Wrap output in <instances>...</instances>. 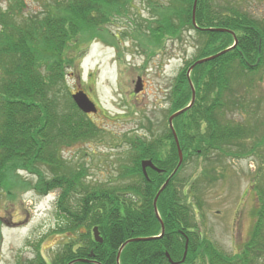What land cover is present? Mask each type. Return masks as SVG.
Masks as SVG:
<instances>
[{
	"label": "trees",
	"instance_id": "16d2710c",
	"mask_svg": "<svg viewBox=\"0 0 264 264\" xmlns=\"http://www.w3.org/2000/svg\"><path fill=\"white\" fill-rule=\"evenodd\" d=\"M128 2L61 1L31 26V21L14 25L12 10H0V189L14 185L15 180L10 177L17 167H35L30 159H56L57 141L68 144L97 133V126L77 109L69 92L60 94L53 86L65 79V58H73L66 54L68 40L81 33L83 25L105 22L109 14L125 8ZM192 4L193 0H171L167 6L155 9L157 24L151 30L154 36H175L184 27L194 29L201 43L200 56L217 53L232 45L234 36L237 39L229 51L194 66L190 79L195 101L173 119L183 157L205 159L197 177H201V182H210L221 172L216 167L221 166L222 159L248 158L264 145V131L256 124L258 117L253 109L261 97L255 95L254 89L258 81L264 80V20L234 6L215 9L213 0H197L193 25ZM210 28H226L230 32ZM173 89L175 111L187 105L191 97L186 69L174 79ZM234 112L239 114L236 119L231 117ZM166 133L171 143L162 152L163 157L159 156L162 150L158 138L151 145L139 142L137 149L142 154L131 151V165L124 169L131 181L122 187H89L83 183L81 173L72 169L51 179L36 170L38 192L60 189L57 211L68 221L67 227H84L76 231L77 238L71 232L57 264H117L124 242L159 235L161 225L153 198L178 160L171 131ZM144 157L162 171L148 167L146 178L140 169ZM48 164L53 165L51 161ZM182 168L183 161L156 200L163 235L125 243L119 264H171L166 254L173 261L180 260L186 237L185 259L179 264H192L195 259L204 264H256L264 254V187L255 186L261 211L242 252L225 254L197 231L196 209L199 211L203 203L195 192L192 202L183 199L184 192L182 195L176 185ZM190 190H197L192 183ZM95 225L102 242L93 239Z\"/></svg>",
	"mask_w": 264,
	"mask_h": 264
},
{
	"label": "rangeland",
	"instance_id": "374dc122",
	"mask_svg": "<svg viewBox=\"0 0 264 264\" xmlns=\"http://www.w3.org/2000/svg\"><path fill=\"white\" fill-rule=\"evenodd\" d=\"M61 1L67 0H0V10H12L14 25L31 21V26ZM170 1L130 0L125 8L109 14L105 22L83 25L82 32L66 43V54L73 58H65V79L53 88L60 94L68 91L72 101V93L83 90L97 111L84 113L73 103L98 131L89 139L79 138L68 144L57 141L56 159L50 158L52 166L48 159H30L35 167L14 169L10 177L14 178V185L0 189V264H57L71 232L77 238L76 231L84 228L67 227L68 221L59 215L56 202L60 189L38 192L36 170L51 179L72 169L81 173L79 176L89 187L117 188L131 181L124 169L131 165V151H138L139 142L151 145L158 138L162 150L159 156L163 157L162 152L171 143L166 133L171 131L168 118L177 111H172L174 79L185 69L187 76L194 62L213 55L200 56L201 43L194 29L184 27L175 36L152 34L151 28L157 24L155 9ZM213 5L215 9L234 6L264 20V0H213ZM138 78L142 87L135 92ZM254 93L261 96L253 109L258 117L256 124L262 126L263 132L264 80L258 81ZM191 98L192 92L187 105ZM231 117L236 119L239 114L234 112ZM180 151L182 155L181 148ZM177 156L179 159L178 150ZM182 161L177 188L182 195L184 192L185 201L192 202L195 192L203 203L199 211L196 209L197 231L225 254L242 252L261 211L255 186L264 187V145L248 158L222 159L221 166L216 167L221 172L210 182H201V177H197L204 164L201 159L182 155ZM144 176L148 178L147 174ZM191 183L197 190H190ZM74 198L73 195V202ZM192 264L204 262L195 259ZM256 264H264V254Z\"/></svg>",
	"mask_w": 264,
	"mask_h": 264
},
{
	"label": "water",
	"instance_id": "95a60500",
	"mask_svg": "<svg viewBox=\"0 0 264 264\" xmlns=\"http://www.w3.org/2000/svg\"><path fill=\"white\" fill-rule=\"evenodd\" d=\"M196 4H197V0H193V5H192V16H191V19H192V23L195 25V9H196ZM210 30L212 31H227V32H230L228 29L226 28H210ZM236 43H237V39L236 37L234 36V41H233V44L213 55H210V56H207L205 58H202V59H199L197 60L196 62H194L189 68H188V75H189V72L190 70L194 67V65L196 64H199V63H203V62H206V61H209L211 59H214L216 58L217 56L229 51L230 49H232L233 47L236 46ZM187 75V76H188ZM188 82H189V85H190V88H191V92H192V98H191V101H190V104H188L187 106L177 110L176 112H174L173 114H171V116L168 118V123H169V127L171 129V132H172V135L174 137V141L176 143V147H177V150H178V154H179V159H178V163L176 165V167L174 168V170L171 172V174H169V176L165 179V181L163 182V184L160 186V188L157 190L154 198H153V208H154V212H155V215L156 217L158 218L159 222H160V225H161V231L159 233V235H155V236H151V237H144V238H134V239H129L127 240L126 242H124V244H122V246L119 248V251H118V254H117V257H116V262L117 264H119V254H120V251L122 249V247L125 245V243L129 242V241H133V240H147V239H152V238H157V237H160L163 235L164 233V225H163V222L158 214V211H157V207H156V200L158 198V195L160 194V192L164 189V187L167 185L169 179L171 178V176L175 173V171L177 170V168L179 167V165L181 164L182 162V155H181V151H180V148H179V143H178V139H177V136H176V133H175V130L173 128V125H172V120L175 116L183 113L184 111H186L188 108H190L194 102V98H195V90H194V87L189 79V76H188ZM142 87V83H141V80L140 78H138V81L136 83V87H135V92L139 91ZM72 99L73 101L75 102L76 106L81 110L83 111L84 113H89V112H96V107L94 105V103L89 99V97L87 96V94L83 91V90H79L77 92H74L72 93ZM149 166L151 167L152 169L154 170H157V171H160L161 169L157 168L150 159L148 160H142L141 161V167H142V171L144 172V174L146 175V167ZM93 236H94V239L98 242H101L102 241V238L99 236V232H98V228L95 226L93 228ZM187 245H188V239L187 237L185 238V244H184V252H183V256L181 258L180 261H172L169 257L168 254L167 257H168V260L171 262V264H178L179 262H183L184 261V258H185V255H186V251H187ZM82 260H85V261H88V259H82ZM74 261V260H73ZM72 261L68 262L67 264H71Z\"/></svg>",
	"mask_w": 264,
	"mask_h": 264
},
{
	"label": "flooded vegetation",
	"instance_id": "af4514ba",
	"mask_svg": "<svg viewBox=\"0 0 264 264\" xmlns=\"http://www.w3.org/2000/svg\"><path fill=\"white\" fill-rule=\"evenodd\" d=\"M147 169V168H146Z\"/></svg>",
	"mask_w": 264,
	"mask_h": 264
}]
</instances>
